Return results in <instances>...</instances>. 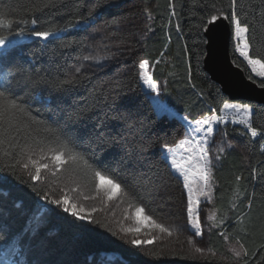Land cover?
<instances>
[{
    "label": "trees",
    "instance_id": "1",
    "mask_svg": "<svg viewBox=\"0 0 264 264\" xmlns=\"http://www.w3.org/2000/svg\"><path fill=\"white\" fill-rule=\"evenodd\" d=\"M130 1L0 0V18L17 22L11 29L0 28V35L44 30L54 35L46 41L36 38L25 43L21 55L12 52L7 60L11 67L0 76V85H11L8 90L28 110L23 117L29 125L26 135L22 133L25 138L53 141L52 147H56L57 135L66 142L83 143L90 151L76 150L92 157L90 163L98 170L108 168L115 173L112 178L127 192V201H153L160 186L177 183L161 152L164 144H173L180 136L174 120L159 115L135 92L136 83L123 86L120 81L115 90L123 92L112 101L110 91L101 87L95 75L70 73L84 55L88 27L122 14V6ZM133 3L136 13H147L149 32L140 53L153 66L152 77L162 83L167 104L192 119L220 114L228 97L203 69L204 30L205 21L221 11L231 23V0ZM236 15L249 28L250 54L264 59V0H237ZM33 19L37 23H31ZM231 54L250 79L264 85V77L256 76L235 51L233 34ZM67 80L73 82L63 83ZM128 91L134 94L128 96ZM251 105L253 127L264 129V105ZM225 130L226 136L244 142L246 155L228 145L221 147L223 152L221 148L215 152V212L209 242L218 252L224 251L226 242L238 243L248 253L239 264H264V135L253 138L243 127L231 124ZM17 140L24 142L21 137ZM4 150L12 155L5 156ZM16 160H23L19 150L5 144L0 150V247L11 240L18 243L24 264H226L223 259L169 252L162 246L153 245L144 252L132 248L107 219L81 220L43 199L48 186L32 180ZM6 165H14V170H6ZM66 174L93 190L91 172L69 169L61 170L59 176ZM108 254L114 258H103Z\"/></svg>",
    "mask_w": 264,
    "mask_h": 264
},
{
    "label": "rangeland",
    "instance_id": "2",
    "mask_svg": "<svg viewBox=\"0 0 264 264\" xmlns=\"http://www.w3.org/2000/svg\"><path fill=\"white\" fill-rule=\"evenodd\" d=\"M134 1L131 0L129 4L122 6L125 9L122 14L99 19L87 29V43L84 55L79 61L73 64L70 73L73 75L82 73L95 75L101 87L110 91V100L112 101L120 97L121 92H123L120 89L115 90V85H119L120 81H123V86L126 83L127 85L131 82L136 83L137 88L134 90L135 92L140 93L144 100L149 101L159 115H166L174 120L173 125L177 127V132L180 136L173 144H168L169 146L176 147L186 136L192 141L202 142V144L194 142L190 147L195 150L193 152L194 156L199 154V148L201 146L207 149V155L212 161L208 187L206 188L198 177L193 174L195 172V163H193V171L189 174V181L191 182L194 194L199 190L208 191L210 189L211 199L205 202V199L201 197L199 216L203 230L202 236H195L190 227L189 218L186 214L187 189L184 187L183 176L170 166V156L167 160L165 159L163 147L161 148L162 156L169 165L170 176L177 183H164L158 188V194L153 201H127L122 188L119 196L109 200L103 191L98 192L96 186H94L93 190H89L81 183L70 178L67 174L60 177L61 170H58L54 176L42 173L39 181L44 182L48 186V193L45 195L48 199H58L61 195L67 193V195L72 197L70 203H75L77 208L84 209V213L90 216V219L86 221L92 222L97 217L107 219L109 224L114 227L118 237L132 248L144 252L153 245L157 247L162 246L169 252H184L195 257H215L221 260L223 259L224 262L226 261V264L229 262L231 264H239L241 257L236 258L233 253V249H241L238 243L226 242L224 251L222 252H218L210 245L209 235L212 231L214 218L208 219V217H214L215 212L212 207L214 187L212 173L215 152L223 145H231L246 155V147L243 141L225 136L222 131L207 134L205 130L209 126L214 129L218 127L221 130H225L228 124L241 126L245 129V125L235 118L237 116L235 109H226L224 105L249 104L239 101H227L224 103L220 114L212 112L211 114H202L196 119H192L190 114L181 112L179 109L167 104L163 98L161 82L155 81L159 87L158 95L156 92L150 90L142 79V70L138 67L141 61L146 60L141 56L140 48H142L143 41L148 36L149 21L145 11L136 13V10L132 7ZM152 69L153 66L149 62L148 71L151 75ZM136 70L137 76L134 78L133 73ZM128 94L132 95L134 93L133 91H128L126 95ZM216 117L221 118L219 125L216 123ZM208 118L212 119L211 125L201 124L197 126L189 123L191 121H202ZM193 127H199L201 131L192 132L191 129ZM205 135L208 136V141H204ZM187 147L189 145H185V148ZM181 155H184V153L179 152L176 158L179 159ZM25 173H27V170H25ZM78 186V191L73 192L72 189ZM85 196L92 198L85 200ZM138 207L144 209L143 215L151 216L156 223L163 224L172 234L169 235L167 232H161L154 227L139 225L136 218V209ZM59 208L63 210V207L59 206ZM93 209L96 210L93 211ZM137 227L141 228L139 232L128 231L130 228ZM153 238L155 242L152 244L136 246L131 243L133 239L152 240ZM197 248H202L204 251L202 253L197 252Z\"/></svg>",
    "mask_w": 264,
    "mask_h": 264
},
{
    "label": "snow or ice",
    "instance_id": "3",
    "mask_svg": "<svg viewBox=\"0 0 264 264\" xmlns=\"http://www.w3.org/2000/svg\"><path fill=\"white\" fill-rule=\"evenodd\" d=\"M231 12V23L234 26L233 35H234V48L235 51L239 54L240 57L244 58L248 65L251 66V71L256 74L258 77H264V59L254 58L251 53V44L249 42V28L247 24L242 25L239 16L236 15L237 12V0H231L230 4ZM3 14H0L2 16ZM220 18H228L225 16L224 12L221 11L219 15H211L210 19L205 21L206 23H215ZM81 20H87L86 17H81ZM17 22L12 20H5L0 18V28L11 29L14 24ZM31 23H37L36 19L31 20ZM31 35L39 37L41 39L47 40L53 35V32L44 30V31H33ZM6 45V37L0 35V47ZM139 69L142 70L141 76L144 80V83L148 88L159 94V87L154 81L152 75L149 73V61L143 60L138 65ZM12 75V73H9ZM72 80L64 81L65 84L72 83ZM11 85L3 86L0 85V150L2 147L7 144L8 149H18L19 155L23 157V160H16L17 164H20L24 170H27V174L31 177L32 180L39 181L43 174L55 175L58 170L68 171H84L85 173L91 172L93 182L99 191L107 196L109 200L119 196L121 194V184L116 182V179L112 177L115 176V173H112L108 168H102L98 170L90 163L92 157H86L84 153L77 151V148H85V151H90L87 149L83 143L75 142H66L60 139L57 135L54 139L56 147H52L50 141L48 143L45 140H37L35 138L28 137L32 140L31 144L28 143V138H25L26 130L29 127L25 123L23 117L28 115V110L22 102H19V98L15 97L8 89ZM224 108H234L237 116L235 117L245 125V131L250 133L252 137H256L258 134L264 135V129L258 127H253L252 114L254 110L249 105H229L225 104ZM186 119V118H185ZM221 122L220 117H216V123L219 125ZM190 124L195 125H211L212 119H204L202 121H191ZM47 131H52L51 129H46ZM192 132H199L201 129L199 127H193ZM207 134H213L216 131H222L226 136V130H221L218 127L214 129L209 126L206 128ZM12 133L16 135L13 136ZM24 133L25 135H22ZM10 137V139H9ZM17 137H21L24 140L21 143L17 140ZM204 141H208V136H204ZM191 139L186 138L182 140L176 147H171L168 144H164L163 151L165 159L167 160L169 156L171 157V167L177 170L184 179V187L187 189V208L186 214L189 218L190 227L193 230L195 236H202L203 230L200 224V204L201 197L205 199V202L211 199L210 189L208 191L199 190L195 194L189 181V174L193 171V163H195V172L193 173L198 179L204 184L207 188L209 185V173L211 171L212 161L207 155V149L203 146L199 148V154L193 155L195 151L190 147L192 143ZM202 144V142H195ZM185 145L189 147L185 148ZM231 147V145H229ZM223 152V149H220ZM183 152L184 155H181L177 159V154ZM3 154L5 156L12 155L11 151L4 150ZM15 159V157H13ZM12 168L14 170V165H6L5 169ZM46 178V177H45ZM6 179V177L4 178ZM127 183V182H125ZM79 186L75 189H72L73 192L78 191ZM124 195H127V192H124ZM92 197L85 196L84 199H90ZM43 199L48 200V197L45 196ZM72 197L64 193L58 199H51L48 202L52 205H57L63 207L65 212H70L72 216L78 217L81 220H88L90 216L84 213V209L77 208L75 203H70ZM96 209H93L95 211ZM144 209L138 207L136 209V218L137 223L141 226L154 227L159 229L161 232H167L169 235L172 233L166 228L163 224H158L152 219L151 216L143 215ZM214 217H208V219H213ZM140 227L130 228L128 231L139 232ZM154 238L152 240H140L133 239L131 243L136 246L143 244H152L154 243ZM197 252H203L204 249L197 248ZM234 256L240 258L242 255H247V250L241 247L240 250L233 249Z\"/></svg>",
    "mask_w": 264,
    "mask_h": 264
},
{
    "label": "water",
    "instance_id": "4",
    "mask_svg": "<svg viewBox=\"0 0 264 264\" xmlns=\"http://www.w3.org/2000/svg\"><path fill=\"white\" fill-rule=\"evenodd\" d=\"M232 34V26L227 18L207 24L204 30L206 51L203 69L229 100L264 105V85L247 77L231 58Z\"/></svg>",
    "mask_w": 264,
    "mask_h": 264
},
{
    "label": "bare ground",
    "instance_id": "5",
    "mask_svg": "<svg viewBox=\"0 0 264 264\" xmlns=\"http://www.w3.org/2000/svg\"><path fill=\"white\" fill-rule=\"evenodd\" d=\"M231 58H232V54H231ZM232 60H233V58H232ZM233 62H234V60H233ZM235 63V62H234ZM237 65V64H236ZM246 74V73H245ZM247 76V75H246ZM248 77V76H247Z\"/></svg>",
    "mask_w": 264,
    "mask_h": 264
}]
</instances>
